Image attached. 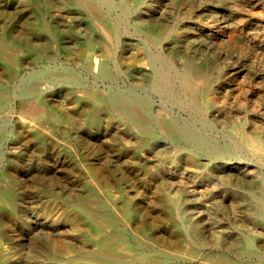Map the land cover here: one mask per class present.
Masks as SVG:
<instances>
[{"label": "rangeland", "instance_id": "obj_1", "mask_svg": "<svg viewBox=\"0 0 264 264\" xmlns=\"http://www.w3.org/2000/svg\"><path fill=\"white\" fill-rule=\"evenodd\" d=\"M80 1L0 0V33L46 46L40 53L28 47L6 52L3 57L13 68L9 73L0 69V102L8 97V108L0 114V264H95L86 254L103 241L121 256H127L126 241L150 245L160 264H218L215 257L234 264L264 261V229L248 215L246 201L263 187L254 178H264V164L236 139V127L245 120L264 131V0H167V10L143 16L131 14L134 0H111V9L104 0H94L95 10L76 5ZM138 17L168 39L153 44L139 30ZM44 22L58 33L61 51L42 31ZM100 22H113L120 38L163 56L166 64L192 60L214 67L227 80V91L216 97L225 112L215 119L191 116L145 78L128 77L121 54L98 65L88 62V55L101 60L104 54L87 48L90 40H103ZM216 26L222 27L220 34ZM240 36L242 41L234 42ZM179 38V47L172 46ZM33 89L44 96L42 108L61 121L47 118L37 126L29 114L32 107L19 99ZM128 97L142 98L158 119L164 113L211 150L226 153L208 157L151 124H129L108 103ZM145 130L150 139L142 145ZM167 194L186 200L187 217L203 246L177 230L180 221L165 212ZM80 209L119 228L105 227L98 235ZM125 209L138 210L155 237L177 238L179 246L145 238L124 217ZM174 228L180 237L173 235ZM242 230L257 234L260 256L232 250Z\"/></svg>", "mask_w": 264, "mask_h": 264}, {"label": "bare ground", "instance_id": "obj_2", "mask_svg": "<svg viewBox=\"0 0 264 264\" xmlns=\"http://www.w3.org/2000/svg\"><path fill=\"white\" fill-rule=\"evenodd\" d=\"M134 1L136 5L131 9V14L139 16L149 15L153 12H164L165 9L167 10L166 6H168V3L166 2L167 0H151L153 5H148V0ZM104 3L108 5L110 9L112 8L111 0H104ZM76 5L88 7L89 10H95L98 6V2L94 0H81ZM137 20L139 30L146 37H151L153 44H162L163 41L168 39L169 36L162 33L159 28H149L148 26H144L143 19L141 17H138ZM225 22L228 23L229 21ZM259 27L260 26L257 25L256 29ZM220 28L222 27H215L217 31L216 33L220 34V31H222ZM100 29L101 34L103 35V40L100 39L97 42L90 40L87 44V48H96L104 54L100 56L101 60H94L91 58V55H88L87 61L92 62L91 64L98 65L101 62L115 59L114 57H116V54L119 56L121 54L122 59L126 63L125 74L128 77L140 75L141 79L145 78L156 93L166 97L170 101H173V103L178 105L180 108L190 113L191 116L215 119L220 117L222 113L225 112V108L220 106V103H217L216 97L227 91V80H222L221 74L219 71L214 70V67H209L206 62H195L192 60L186 61L180 66L169 65L164 62V59L162 58L163 56L161 57L159 54H150L148 50L142 51L141 49H137L131 42L126 41L122 37L120 38L118 28L115 24H113V22H100ZM42 31L51 36V40L53 41L51 43H54L57 46L55 51H61V48H64L55 43L57 38H59L58 33L54 31L50 24L44 22ZM207 38L210 37L207 36ZM179 40L180 38L172 40L171 45L179 47L181 44V41ZM241 41V36L234 40L236 43H240ZM23 47H28L29 50L37 53H40L42 49H46V46L32 45L25 38L14 39L8 34L0 33V69L9 73L13 68V64L8 59L3 57L4 53L6 54V52H11L14 54L16 50ZM102 74L105 75L104 69H102ZM257 95L260 94L257 93ZM241 96L242 95L240 93L236 94L235 103H238L239 100L237 99H240ZM19 99L21 105H24V102H27L25 105L32 107V111L29 114L38 120L37 126L41 127L47 118H51L55 121L62 120L61 117L57 115H50L49 112L42 108L45 99L40 90H25L22 92L21 96H19ZM108 103H110L113 108L121 110L129 124H151V126L155 129L162 131L166 137L177 139L184 142L186 145H190L193 148L191 149L193 152H198L199 154L215 158H218V156L226 153L225 150L218 147H214V151L211 150L210 146L206 144L203 138L190 131L187 126L177 124L168 115L163 113V117L158 119L152 112L147 101L142 98L128 97L110 100ZM7 108L8 97L6 98V96H2L0 102V114L6 111ZM244 114L247 118H249V113L247 111H245ZM236 128H238L236 131V139L245 144L249 152L256 158L259 164H264V131L260 130V127L257 125L251 124L248 120H245L244 124ZM149 136L150 133L145 130L144 138L141 139L142 145H146L148 143L150 139ZM127 140L128 144L133 143L130 135ZM231 170H234V168L231 167ZM93 171H95V169H93ZM247 176L254 175H252L251 172H248ZM254 181L263 187L260 193H252L246 200L248 201V215L264 229V178L260 179L255 176ZM166 201V214L169 216L172 214L176 215L180 221V226L177 227V230L183 233L185 238L190 243L200 244L203 246L200 231L194 230L195 224L191 221L192 217L191 219H188L187 217L185 211L186 200L179 194H167ZM79 213H81L80 215L88 218L89 223H91L98 235L102 233L105 227H112L115 229L119 228V224L115 222L109 220H97V218H94L85 209H80ZM123 213L124 217L127 220L134 221L136 228L143 233L145 238L153 243L163 245L165 247L179 246L181 241L177 238L173 240H161L155 237L154 234H152L153 227L151 224L143 221L141 213L138 210L125 209ZM177 230L174 228L173 235L180 237V232ZM260 235H264V232ZM256 237L257 234L255 233L245 230L240 231L239 239L233 245L232 250L245 252L250 256H260L259 252L255 249ZM216 243L217 245H222L220 238L217 239ZM123 247V251L127 253V256L117 254L115 247H113L109 241H103L99 243V249L97 251L90 252L86 254V256L89 257L95 264H160V262L154 258L153 249L150 245L143 246L137 242L132 244L126 241L125 244H123ZM161 254L164 258H168L165 253L162 252ZM214 260L218 264H234L228 261L227 257H215ZM257 264H264V261L261 260Z\"/></svg>", "mask_w": 264, "mask_h": 264}]
</instances>
